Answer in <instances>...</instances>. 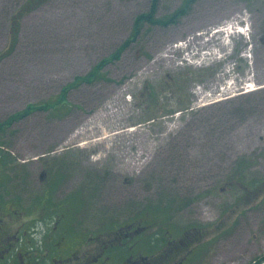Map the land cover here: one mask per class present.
<instances>
[{"label": "rangeland", "instance_id": "1", "mask_svg": "<svg viewBox=\"0 0 264 264\" xmlns=\"http://www.w3.org/2000/svg\"><path fill=\"white\" fill-rule=\"evenodd\" d=\"M28 1L0 0V122L55 101L127 41L152 0H43L15 26ZM182 1L159 0L158 16ZM234 20L244 32L210 36ZM262 33L264 0H197L171 25L145 24L103 68L106 79L79 82L67 91L69 105L35 110L0 130V200L21 209L38 246L50 221L72 233L77 221L107 230L143 220L147 234L169 238L205 226L206 264L254 263L264 255ZM247 83L256 90L241 93ZM112 106L127 107L122 131H111L119 149L71 140ZM151 241L110 254H155Z\"/></svg>", "mask_w": 264, "mask_h": 264}, {"label": "flooded vegetation", "instance_id": "2", "mask_svg": "<svg viewBox=\"0 0 264 264\" xmlns=\"http://www.w3.org/2000/svg\"><path fill=\"white\" fill-rule=\"evenodd\" d=\"M260 40L264 44V33ZM222 99L224 98L220 97L219 100ZM22 214L21 209L0 203V264H206L207 256L201 250L205 244V226H193L192 229L185 227L169 238L167 231L161 232L162 234H147L151 225L143 220L119 225L116 223L117 225L107 230L102 229L105 225L84 226V222L77 221L80 226L77 225L76 230L72 226V233L68 229L61 231L58 222L54 224L50 221L46 222L38 246L29 237L33 227H30L29 220H22ZM4 215L16 219L11 221ZM156 235H160L158 240L154 239ZM141 240H155L158 251L155 254L137 256L127 254L126 257L113 253L116 259L110 254L112 249H129ZM253 261L255 264H263L264 255Z\"/></svg>", "mask_w": 264, "mask_h": 264}, {"label": "trees", "instance_id": "3", "mask_svg": "<svg viewBox=\"0 0 264 264\" xmlns=\"http://www.w3.org/2000/svg\"><path fill=\"white\" fill-rule=\"evenodd\" d=\"M43 0H30L27 2V4L21 9L20 14H17L14 18V25L18 26L20 22V18L23 15V13L26 12L27 9L36 7L39 3H41ZM197 0H183L180 7H178L173 13L170 15L165 16H158V3L159 0H152L150 3V6L148 10L143 11L136 15L133 25V31L131 36L125 41L123 44H121L114 53L104 58L102 61L97 63L92 69L83 75H78L75 77V80L68 85H66L60 95H58L55 101L46 100L43 103H34L29 104L25 109L20 110L9 116L6 120L0 122V130H3L8 124H11L13 121L19 120L23 116H25L28 113H31L35 110H43V109H52L53 111H57L60 107L63 106V104H68L69 102L66 98L67 91L69 88H72L76 86L79 82L84 83H93L96 80L106 79V73L103 71V68L116 58H119L121 55V52L127 48V46L130 44V42L138 36V34L141 33L143 26L145 24H149L151 26L160 25V26H168L178 21V19L182 16H184L192 7V5ZM30 6V7H29ZM9 52H5L2 57L7 56ZM1 57V58H2ZM0 146H2V141L0 143ZM6 154V153H5ZM4 154V155H5ZM244 168V167H243ZM242 170V168L240 169ZM6 201L2 202L1 204H5ZM259 261V260H258ZM256 263V262H255ZM252 263V264H255Z\"/></svg>", "mask_w": 264, "mask_h": 264}, {"label": "bare ground", "instance_id": "4", "mask_svg": "<svg viewBox=\"0 0 264 264\" xmlns=\"http://www.w3.org/2000/svg\"><path fill=\"white\" fill-rule=\"evenodd\" d=\"M255 88L256 87H253L252 84H248L246 90L248 92H250V91L256 90ZM115 109L112 106L109 109H103V110L97 112L94 117H92L91 119L87 120L85 123L82 124V127H80L79 130L76 133H74V135H72L71 140H75L77 138L92 139L91 141H85V143L82 145L83 147L88 146V148L90 150H93V149L105 150L106 148H108L109 150L119 149V147H120V144L118 142L119 138L117 136H114L111 133V131L113 129H117V130L119 129L120 131H122V122L123 121L121 122V119H123L126 116L127 107L126 108L124 107V111H123L124 113L120 112L121 108L117 109V110H115ZM98 136H101V137H98ZM95 137H98V138L93 139ZM126 141H128L129 144L131 143L130 139H128ZM124 142H125V140H124ZM129 144L127 143V145H129ZM138 148H140V147H138ZM123 151H124V149L122 150V152ZM138 153H139L138 156H143L145 154V151H140ZM134 162H135V157L130 156L128 161L126 162V164L134 166V164H135ZM146 162H147V160L144 162V164H146ZM138 165L141 166V163H139Z\"/></svg>", "mask_w": 264, "mask_h": 264}, {"label": "water", "instance_id": "5", "mask_svg": "<svg viewBox=\"0 0 264 264\" xmlns=\"http://www.w3.org/2000/svg\"><path fill=\"white\" fill-rule=\"evenodd\" d=\"M44 174L41 175V177L43 178Z\"/></svg>", "mask_w": 264, "mask_h": 264}]
</instances>
